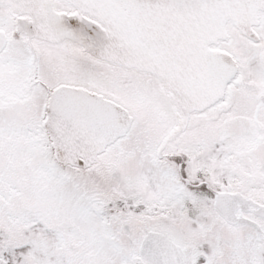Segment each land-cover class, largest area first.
I'll return each instance as SVG.
<instances>
[{"label":"snow or ice","instance_id":"1","mask_svg":"<svg viewBox=\"0 0 264 264\" xmlns=\"http://www.w3.org/2000/svg\"><path fill=\"white\" fill-rule=\"evenodd\" d=\"M0 264H264V0H0Z\"/></svg>","mask_w":264,"mask_h":264}]
</instances>
